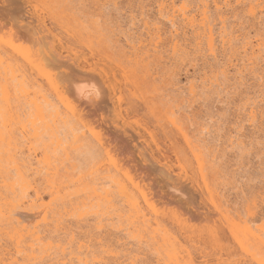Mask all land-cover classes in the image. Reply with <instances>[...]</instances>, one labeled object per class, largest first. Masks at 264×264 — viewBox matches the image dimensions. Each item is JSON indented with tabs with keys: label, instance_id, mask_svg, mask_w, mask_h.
Returning <instances> with one entry per match:
<instances>
[{
	"label": "rangeland",
	"instance_id": "rangeland-1",
	"mask_svg": "<svg viewBox=\"0 0 264 264\" xmlns=\"http://www.w3.org/2000/svg\"><path fill=\"white\" fill-rule=\"evenodd\" d=\"M154 1L0 0L9 177L15 163L40 164L34 184L44 207L26 216L46 241L70 244L68 264H264V86L257 92L261 81L234 65L221 75V51L217 71L216 60L185 62L173 86L167 65L127 47L144 33L143 15L156 13ZM71 81L88 94L77 98ZM46 207L54 217L44 224Z\"/></svg>",
	"mask_w": 264,
	"mask_h": 264
},
{
	"label": "bare ground",
	"instance_id": "bare-ground-1",
	"mask_svg": "<svg viewBox=\"0 0 264 264\" xmlns=\"http://www.w3.org/2000/svg\"><path fill=\"white\" fill-rule=\"evenodd\" d=\"M97 1H98L99 8H101L102 6L107 4L105 2H108V3L111 2V0H97ZM154 2H155L154 10L156 9V13L154 14V16L153 17H146V15L145 16L143 15L144 18L142 19V22H143L142 28L145 30L144 33L139 38H136V41L134 40L136 42V44H134L135 42L132 41V42H129L127 44V47L134 54L142 53V55H144L146 59L152 58V62L156 61V62L161 63V65H163V66L167 65L166 68H169L168 69L170 72L169 78L171 79V83H173V86H174V84L177 83V79H176V76H177L176 69L177 68H179L181 65H184L185 62H190V61L193 62L195 60H198V61L203 60V62L204 61L207 62L208 60H216V57H218L217 56L218 51H221L223 53V56L226 58V60H225L224 57L222 56L223 57V63L225 61L226 62H225V64L222 65L219 62H218L219 63L218 64L217 60H216V63L218 65H215V67H214V65H212L213 70H216V69L218 70V66L222 65L219 67L220 68L219 72L221 73V75L226 76L227 69H228L227 67H229V66L232 67L234 65L235 67H237V69L235 68L234 70L237 71L238 76L241 75L242 73H244L246 76L250 77V79L253 78L255 80L261 81V82H257V84H256L257 86H254V87H258L256 89V91L259 88L261 89V87L264 86L263 85L264 81L262 82V80H261V78L264 77V69L261 68V66H264V0H156ZM228 15H229V17H228ZM128 17H130V16H128ZM231 17H232L233 21H230ZM240 20H242V22H245L246 25L243 26ZM234 23H236L237 25L239 23L241 25L239 26L238 29H235ZM250 31L253 34L252 36H251ZM142 37H143V39H142ZM221 52H219L218 54H220ZM166 59H167V61L169 60V63L165 61ZM233 61H235V62L237 61V64H232ZM211 62H212V64L214 63L213 61H210V63ZM238 62H240V64ZM32 63L34 64L33 66L35 69H41V64L39 62L33 61V62H31V64ZM216 63H214V64H216ZM234 72L235 71H233V73H231L233 77H234V75H233ZM235 74H236V72H235ZM237 75H235V76H237ZM219 77H221V76H219ZM248 77H246V78H248ZM216 79H218V78H216ZM227 80L229 81L230 79H227ZM240 81H242V80L240 79ZM240 81H239V83H240ZM245 81H246V79H245ZM245 81H244V83H245ZM250 82H253V81L251 80ZM239 83L237 82V84H239ZM242 83H243V81H242ZM72 84H73L72 88L74 86L76 87V85L80 86L79 88H77V90L78 89L79 90L75 91L76 92L75 95L78 92H80L82 94L85 92V91L83 92V90H85L83 87L84 86L86 87L87 84H85V85L80 84L79 85V82H78V84L75 83L76 85L74 84V82H72ZM234 84H236V83L234 82ZM209 85H210V83H209ZM254 85H255V83H254ZM193 86H194V84H193ZM240 86H243V85H241V83H240ZM252 86H251V89H252ZM263 89H264V87H263ZM263 89L261 90V93L263 92ZM73 90H75V89H73ZM254 90H255V88H254ZM257 92H256V94H257ZM85 93H87V92H85ZM91 93H93V92H91ZM246 93L244 95H246ZM252 93L253 92L251 91V96H252ZM182 94H184V93H182ZM256 94L253 95V97H255ZM77 95H78L77 98L81 97V95H79V93ZM86 95L85 96L83 95V96L86 98ZM247 95L250 96V94H247ZM260 95L261 94L258 95L260 98H264V95H261L262 97ZM84 97H83V100H85V102H86V99H84ZM246 97H245V99H246ZM91 98L93 101V96ZM256 98L258 99V97H256ZM80 101H81V99H80ZM247 101H248V105H250L251 103L249 102V100H247ZM250 101H252V98ZM263 101H264V99H260V101L258 103L263 104L264 103ZM88 102L90 103V101H88ZM246 104H247V102H246ZM259 104L258 105L255 104V105H257L256 107L259 108L261 106ZM242 106H246V105H242ZM251 106H253V104H251ZM40 107L36 108V119H38L40 122H43L44 121L43 110ZM256 107H253L252 109L250 108L249 112H248V109H245L247 111L245 112L243 110L244 112L242 113L244 115V113L246 114L248 112L247 118L251 122V125L248 123L250 126H252L253 124H255V126H256V121H255L257 118L256 117L257 116L256 111H255ZM66 109L68 111L72 112V109L69 106H67ZM259 111H257V112H259ZM262 111H263V113L260 112V118L262 121L261 124L264 121L263 120L264 110L262 109ZM71 114L73 115L74 112H72ZM185 114H186V112H185ZM244 117H246V116L244 115ZM249 120H247V122ZM252 122H255V123L252 124ZM258 124H260V122ZM250 126H249V128L252 129V127H250ZM255 126H254V128H255ZM258 126H260V125H258ZM246 128H248V127H246ZM254 128L252 130H254ZM258 130H260V128ZM41 131L42 130H40V128H35L33 130V135H32L33 138L39 139V137L41 136ZM255 133H256V131H255ZM5 144H6L5 132L0 131V264H68V262L71 261V259L69 257L71 254L69 251L70 244L68 242L67 243H62V242L61 243L60 242L52 243L48 240L46 241V239H48L47 236H45L46 232L44 233V230L41 229L40 224L34 223L31 225V223H29L30 219H33L34 217H37L39 215V212L37 213V211L41 207H44V204H42V202H41L42 200L40 197V193L36 189V186L34 184L35 177L41 172V170H40L41 166H39L40 164L36 165V166L32 165L30 163H15V164H13L12 169L15 172L16 179L12 180L8 174V160L6 158H4V156H3L6 152L4 149ZM144 156H146V155H144ZM252 165H254V164H252ZM249 166H251V165H249ZM259 172H260V170H259ZM167 180H168V178H167ZM176 192H178V191L176 190ZM50 209L46 210L45 208H43V217H41L42 218L41 223L46 224L48 217L52 215L50 213ZM28 213L32 214L30 216L31 217L30 219L28 218L29 216L28 217L26 216ZM71 214H72V212H71ZM147 218L149 219V217H147ZM152 221H153V219H152ZM56 223H57V225H55L56 229H63V227H59V225L62 223L61 219L57 220ZM144 223H146V222H144ZM69 225H71V224H69ZM81 226L82 225H80V227L79 226L78 227L81 228ZM65 227H67V226H65ZM51 232H53V231H51ZM51 232H50V234H51ZM152 236H153V234H152ZM56 239H57V237H56ZM92 246H93V244H92ZM112 246H114V245H112ZM103 247H104V245H101V244L99 245V248H102V249H100L101 252H104L107 254L113 253V250L109 249L110 247H106V249H104ZM82 248L83 249L85 248L87 251L89 250V248L87 246L80 245L78 247V249H82ZM73 249H74V247H73ZM94 250H96V248ZM240 250H241V247H240ZM115 260H116V258H115ZM148 260H150V259H148ZM78 262L82 264V261L79 259H78Z\"/></svg>",
	"mask_w": 264,
	"mask_h": 264
},
{
	"label": "snow or ice",
	"instance_id": "snow-or-ice-1",
	"mask_svg": "<svg viewBox=\"0 0 264 264\" xmlns=\"http://www.w3.org/2000/svg\"><path fill=\"white\" fill-rule=\"evenodd\" d=\"M91 95H95V96L98 97L99 93L98 92L92 93V94H90V97L89 98H91Z\"/></svg>",
	"mask_w": 264,
	"mask_h": 264
}]
</instances>
